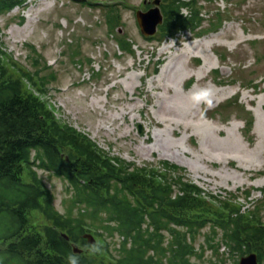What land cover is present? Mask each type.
<instances>
[{"label":"rangeland","instance_id":"rangeland-1","mask_svg":"<svg viewBox=\"0 0 264 264\" xmlns=\"http://www.w3.org/2000/svg\"><path fill=\"white\" fill-rule=\"evenodd\" d=\"M98 1L121 4V32L110 31L101 9L79 0H29L24 12L18 8L0 17V41L31 71L42 70L47 80L55 75L49 99L58 109L57 116L88 134L112 157L137 166L175 164L207 194L220 200L236 196L248 210L264 202V84L257 90H242L264 78V0H199L201 27L179 33V40L159 37L152 42L143 36L136 14L144 10V1L154 0ZM182 14L190 16L191 9H183ZM221 18L227 20L223 25H219ZM202 32L203 37L199 36ZM121 39L134 45L135 56L122 51ZM197 43L203 45L194 54L181 56ZM170 45L171 49L162 51ZM173 59L177 60L176 72L168 81L174 89L171 93L157 91L155 82ZM158 61L163 64L153 75ZM205 63L211 66L206 74L200 68ZM200 88L219 93L212 106L199 104L197 116L187 118L193 130L163 126L166 112L158 96L173 100L177 92L183 98ZM247 108L255 116L250 134L246 131L251 117ZM199 125L212 130L209 137L202 136ZM235 142L240 147H234ZM40 174L56 197V208L65 214L71 203L69 199L65 204L71 195L68 185L54 174L42 170ZM207 232L199 237L198 247L205 243ZM122 241L118 234L108 239L116 256L121 254ZM224 247L221 260L240 264L244 256H233ZM220 255L208 250L204 259L193 260L222 264Z\"/></svg>","mask_w":264,"mask_h":264},{"label":"trees","instance_id":"trees-1","mask_svg":"<svg viewBox=\"0 0 264 264\" xmlns=\"http://www.w3.org/2000/svg\"><path fill=\"white\" fill-rule=\"evenodd\" d=\"M26 2L0 0V17ZM164 2L160 37L201 27L199 0ZM80 3L101 9L111 32L120 29L121 11L114 2ZM183 9H191L190 16L182 14ZM224 21L221 18L219 25ZM118 41L124 53L136 55L128 39ZM35 65L39 67L38 60ZM56 80L55 75L47 80L42 70L28 69L0 42V264H67L70 254L79 257V264H199L193 258L204 259L208 250L220 255L223 244L233 256L257 253L264 264V202L243 212L236 196L220 200L207 194L175 164L141 167L112 157L58 119L50 103L27 84L45 93ZM257 81L247 88L257 89ZM248 113L250 134L255 118ZM41 170L68 185L71 195L65 204L69 199L71 203L65 214L56 208ZM206 229L210 232L198 247ZM89 233L100 238L99 252L90 251L84 237ZM116 234L125 239L117 256L108 243ZM75 243L84 249L82 254L74 252ZM222 257L217 258L225 264Z\"/></svg>","mask_w":264,"mask_h":264},{"label":"bare ground","instance_id":"bare-ground-1","mask_svg":"<svg viewBox=\"0 0 264 264\" xmlns=\"http://www.w3.org/2000/svg\"><path fill=\"white\" fill-rule=\"evenodd\" d=\"M202 45L203 44H201V43H197V44H193V45L189 46L187 49L183 50V52L181 53V56L194 54L196 52V50L199 49ZM171 48H172V46L170 45L168 47L163 48L162 51L164 52V51L171 49ZM176 61H177L176 59H173L172 63L166 65V67L164 68V70L161 73L159 81L155 82L156 87L154 86V89H156L157 91H162V92L166 91L169 93H171L173 91L174 88L170 84V82L168 81V77L170 75H172L173 73L175 74V72H176V66H175ZM200 68H201V71L205 72V74H206L207 72L210 71L211 66H210V64L205 63ZM184 78H185V75H183V81H185ZM132 85H134V84L132 83ZM218 93L219 92H216V91L213 92V100H215ZM190 96H186V97L181 98L178 95V92L175 94V97H178V98L177 99L174 98L173 100L166 99L164 95L158 96L160 107L166 112L165 119L162 120L163 126H166V125L177 126V127H183L184 126L185 130H187V131H189L193 128V124L188 122L187 118H190V117L195 118L197 116L195 114V108H196L197 104H193L191 102ZM200 104H204V103H200ZM261 105L264 106V100L261 102ZM180 118L187 120V122L183 123L182 122L183 120H181ZM198 127H200V129L203 130L202 136L204 138H207L210 136V133L212 132V130L209 127H207L205 125H199ZM174 133L176 134L175 131H174ZM234 147H240L239 143L235 142ZM202 152H203V150H202ZM203 156H205V155L202 154V157Z\"/></svg>","mask_w":264,"mask_h":264},{"label":"water","instance_id":"water-1","mask_svg":"<svg viewBox=\"0 0 264 264\" xmlns=\"http://www.w3.org/2000/svg\"><path fill=\"white\" fill-rule=\"evenodd\" d=\"M161 4L162 0H155L153 2L155 8L151 9L148 12L139 11L137 14L142 32L148 37L154 36L158 31V27L164 22ZM85 237L89 239L92 245L93 243L96 244V239L92 235H86ZM74 250L76 253L82 252L77 245H74ZM241 264H259V258L256 254H252L248 257L243 258Z\"/></svg>","mask_w":264,"mask_h":264},{"label":"clouds","instance_id":"clouds-1","mask_svg":"<svg viewBox=\"0 0 264 264\" xmlns=\"http://www.w3.org/2000/svg\"><path fill=\"white\" fill-rule=\"evenodd\" d=\"M183 11V10H182ZM190 100L193 104L207 103L209 106L213 104V91L211 88H200L196 91H193ZM92 253L100 251V246L93 243L90 248ZM67 264H79V257L75 254H70L67 257Z\"/></svg>","mask_w":264,"mask_h":264},{"label":"flooded vegetation","instance_id":"flooded-vegetation-1","mask_svg":"<svg viewBox=\"0 0 264 264\" xmlns=\"http://www.w3.org/2000/svg\"><path fill=\"white\" fill-rule=\"evenodd\" d=\"M151 8H153V6L151 4H148L146 11L149 10V9H151Z\"/></svg>","mask_w":264,"mask_h":264}]
</instances>
